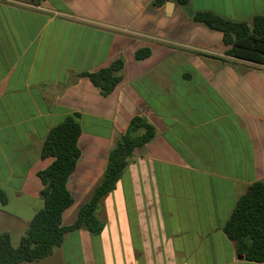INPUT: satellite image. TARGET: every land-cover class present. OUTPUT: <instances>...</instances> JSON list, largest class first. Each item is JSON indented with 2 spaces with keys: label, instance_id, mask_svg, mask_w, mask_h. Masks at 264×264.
Wrapping results in <instances>:
<instances>
[{
  "label": "crops",
  "instance_id": "obj_1",
  "mask_svg": "<svg viewBox=\"0 0 264 264\" xmlns=\"http://www.w3.org/2000/svg\"><path fill=\"white\" fill-rule=\"evenodd\" d=\"M196 12L251 24L264 0H0V234L25 236L44 208L38 174L51 130L80 115L81 157L68 189L75 223L135 117L156 131L137 148L99 217L22 264H257L222 232L237 199L264 180V65L237 61ZM151 55L138 61L136 53ZM124 58L108 97L88 78Z\"/></svg>",
  "mask_w": 264,
  "mask_h": 264
},
{
  "label": "trees",
  "instance_id": "obj_2",
  "mask_svg": "<svg viewBox=\"0 0 264 264\" xmlns=\"http://www.w3.org/2000/svg\"><path fill=\"white\" fill-rule=\"evenodd\" d=\"M40 3L44 0H34ZM185 5L189 0H176ZM163 0H155L161 6ZM192 21L207 29L219 32L222 42L229 47L226 56L237 61L264 65V16H256L251 24L232 22L210 12H196ZM151 55L148 49L136 53L138 61ZM124 58L96 73L79 74L88 78L104 97L110 96L123 80ZM82 135L80 115L69 116L53 128L44 142L41 158H54V163L40 172L44 186L40 197L44 208L32 219L27 233L15 248L8 233L0 234V264L34 263L51 256L63 245L67 234L87 230L94 236L104 230L105 222L99 217L105 198L116 190L137 148L145 146L156 137V131L143 117H135L127 132L110 152L104 176L95 187L91 199L78 212L74 224H64V214L73 207L74 197L68 183L81 157L79 139ZM8 197L0 190V205ZM223 234L234 243L235 252L247 262L264 264V180L252 183L237 199L235 207L222 228Z\"/></svg>",
  "mask_w": 264,
  "mask_h": 264
},
{
  "label": "rangeland",
  "instance_id": "obj_3",
  "mask_svg": "<svg viewBox=\"0 0 264 264\" xmlns=\"http://www.w3.org/2000/svg\"><path fill=\"white\" fill-rule=\"evenodd\" d=\"M19 238H20V232L15 233L14 236H13V241H14V245L13 246L15 248H17L19 246V243H20Z\"/></svg>",
  "mask_w": 264,
  "mask_h": 264
}]
</instances>
